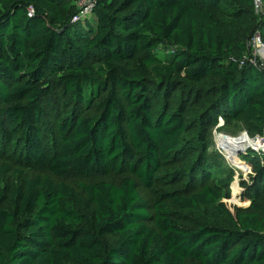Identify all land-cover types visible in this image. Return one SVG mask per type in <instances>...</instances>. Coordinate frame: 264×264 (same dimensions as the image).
<instances>
[{
  "label": "trees",
  "instance_id": "trees-1",
  "mask_svg": "<svg viewBox=\"0 0 264 264\" xmlns=\"http://www.w3.org/2000/svg\"><path fill=\"white\" fill-rule=\"evenodd\" d=\"M263 30L252 0H93L87 12L76 0H0V144L37 172L2 184L11 168L0 165V264H264V154L245 158L250 204L231 211L207 181L229 165L206 138L217 117L264 132V69L247 45ZM173 87L171 109L158 97ZM201 99L185 141L186 105ZM48 117L55 149L42 139ZM176 164L172 182L198 189L167 192L150 214L138 185ZM111 172L129 176L80 191L52 179ZM172 208L218 220L184 225Z\"/></svg>",
  "mask_w": 264,
  "mask_h": 264
},
{
  "label": "rangeland",
  "instance_id": "rangeland-1",
  "mask_svg": "<svg viewBox=\"0 0 264 264\" xmlns=\"http://www.w3.org/2000/svg\"><path fill=\"white\" fill-rule=\"evenodd\" d=\"M255 34H259L261 42L264 46V30L260 33L256 32ZM250 38L247 45H249ZM161 97L163 98L161 99ZM178 97L179 88L173 87L168 93V98H165L162 94H160L158 99L162 101L167 100V104H170V108L174 109L176 107V103H178ZM202 100L204 99L189 101L186 105V116L189 119V131L185 135V141L193 140L197 135L199 129V123H197L198 116L202 107L204 106H200ZM41 129L42 139L44 140V143L50 144V147L53 149L57 148L59 139L56 132L55 120L51 117L46 118L42 123ZM242 134H247L251 140L255 138V136H257L256 132L248 130L242 122L232 121L221 117H217V119H214L207 127L206 132V138L209 146L208 150L215 151L218 155H220L225 163L229 165L228 169L226 166L223 169H212V178L210 176L207 181L208 183H211L213 185L220 186L222 194L224 195L222 201L231 211H233L234 207L245 209L250 204V201L245 197L243 188L241 187V180H248L249 173L247 170L241 171L236 166L234 167L231 160L238 164H241L242 166L246 167V169L248 168L250 171H252V166L247 161L245 162V158L250 157V161L256 162L262 155L256 153L251 147L252 142H248L249 140L245 141V139L241 140L242 142L237 140L233 145H227V150H217V135L223 136L222 138H226L225 140L227 141V139L236 140L242 136H245L246 138V135ZM183 156L186 157L188 163L194 158L192 152L184 153ZM217 161V158L213 157L209 164L216 163ZM2 164L8 165L11 168V171L2 179V184L10 183L13 179L14 172H20L23 175L27 176H33L37 173L36 170H34L30 165L23 163L15 150H12L11 147L4 146V144H0V165ZM174 168H178L180 170L184 167L181 164L163 167V169H161V171L158 173V180L156 184H154V186L150 189H146L141 185H138L139 194L149 204L150 214H152V207L154 206V204L158 200L164 199L167 192L179 189L187 193L192 190L198 189V185H195V187L193 185L194 182H191V177L189 176L180 178L179 180L172 182V179L170 175L168 176V174L172 172ZM125 176H129V174L125 172H111L106 174L96 173L86 177L66 175L61 177H52V179L55 182H64L66 184H69L77 191H80L78 185L81 183H95L99 181H105L116 184ZM171 211L173 213L175 212L178 215L177 219L184 225L191 224L195 220H218L213 208H201L197 211L184 212H179L172 208Z\"/></svg>",
  "mask_w": 264,
  "mask_h": 264
},
{
  "label": "built area",
  "instance_id": "built-area-1",
  "mask_svg": "<svg viewBox=\"0 0 264 264\" xmlns=\"http://www.w3.org/2000/svg\"><path fill=\"white\" fill-rule=\"evenodd\" d=\"M92 1L93 0H76V4L79 9H81L84 12H87L91 9L92 7ZM86 3V4H85ZM252 6H253V12L254 15L259 17L263 15L264 13V0H252ZM249 57H251V60L253 63L258 64L261 68L264 69V46L261 42V39L259 37V34H255L250 38L249 45ZM246 135L247 139L249 140L248 142H252V144H256L258 147L253 148V150L262 155L264 154V132L261 135L255 136L252 140L249 138L247 134H242ZM223 136L217 135V143H216V148L217 150H227V142L224 141ZM247 171L249 174H251V171L247 168ZM248 174V175H249Z\"/></svg>",
  "mask_w": 264,
  "mask_h": 264
},
{
  "label": "bare ground",
  "instance_id": "bare-ground-1",
  "mask_svg": "<svg viewBox=\"0 0 264 264\" xmlns=\"http://www.w3.org/2000/svg\"><path fill=\"white\" fill-rule=\"evenodd\" d=\"M226 139V138H225ZM243 139H245V141H248V139H247V137L245 138V136H242V137H240V138H238V139H236V140H233V139H227V145H233L237 140L238 141H240V142H242L241 140H243ZM251 144V143H250ZM254 148H257L258 146L256 145V144H251ZM231 162H232V164L234 165V167L236 166L239 170H241V171H245V170H247L246 169V167H244V166H242L241 164H238V163H236V162H234V161H232L231 160Z\"/></svg>",
  "mask_w": 264,
  "mask_h": 264
},
{
  "label": "water",
  "instance_id": "water-1",
  "mask_svg": "<svg viewBox=\"0 0 264 264\" xmlns=\"http://www.w3.org/2000/svg\"><path fill=\"white\" fill-rule=\"evenodd\" d=\"M225 142H227L225 139H224Z\"/></svg>",
  "mask_w": 264,
  "mask_h": 264
}]
</instances>
